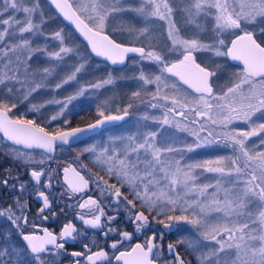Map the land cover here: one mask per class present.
Listing matches in <instances>:
<instances>
[{"label":"snow or ice","instance_id":"snow-or-ice-1","mask_svg":"<svg viewBox=\"0 0 264 264\" xmlns=\"http://www.w3.org/2000/svg\"><path fill=\"white\" fill-rule=\"evenodd\" d=\"M47 3L75 26L89 51L81 55L79 47L69 46L72 39L63 28L51 33L58 50L37 47L34 38L49 26L41 0H0V143L11 147L16 162L0 177V188L14 194L11 204L0 207V217L10 221L23 245L0 244V264H63L68 258L70 264H192L182 254L184 240L165 243L166 231L181 222L196 230L184 251L199 253L197 264H264V0ZM129 13L141 27L112 28ZM158 22L165 29L162 46ZM117 31L130 42L118 41ZM205 53L238 62L239 70L228 73L216 60L202 59ZM93 55L112 65L133 60L139 89L131 100L152 113L141 117L135 132L84 148L58 172L51 168L58 149L124 120L133 107L129 102L116 109L121 114H112L101 104L94 123L71 127L67 110L86 89L31 103L57 79V63L78 57L52 91L77 80ZM40 56L49 66L34 70ZM153 66L154 73L145 71ZM114 82L109 73L89 87ZM22 103L31 104V118L16 115ZM52 106L55 113L44 116L42 110ZM166 125L190 133L193 141L161 139L153 129ZM220 142L229 155L187 162L188 153ZM85 153L98 171L83 162ZM205 173L214 174V183L201 181ZM33 196L41 202L36 213L42 221L58 217L54 205L73 201L59 214L77 209L73 217L81 227L67 220L56 232L30 221L26 197ZM125 219L133 231L120 227ZM89 230L98 231L90 238ZM69 241L80 250L69 251Z\"/></svg>","mask_w":264,"mask_h":264},{"label":"trees","instance_id":"trees-1","mask_svg":"<svg viewBox=\"0 0 264 264\" xmlns=\"http://www.w3.org/2000/svg\"><path fill=\"white\" fill-rule=\"evenodd\" d=\"M41 7L44 13L46 14V18L49 20V26L44 29V35L46 37H51V33L54 30H58L60 28H63L64 30H70L74 36V39L72 40L73 44L82 46L84 52L89 51L85 47L86 45L77 37L73 29L68 27L62 21V19L58 16V14L54 11V9L47 3L46 0H41ZM53 19L55 20L54 23L52 22ZM130 25L135 26V24L131 22V19L128 18L126 24L115 26L113 28L120 30L122 28H127ZM113 35L118 41L122 40L120 42H124V43L130 42V40H126V37H121L119 32L118 33L114 32ZM34 42L37 47H42V48L47 47L50 50H58L54 48L55 43L54 44H50L49 42L46 43L47 39L42 36L38 38L37 41L34 40ZM201 58L206 59V60L208 59L216 60L218 63H221L222 65L226 67V70L228 73L239 70V66L232 64L229 61H225L223 58L210 57V54H206V53L201 54ZM45 60H46V56H40L37 60L33 62V65H32L33 69L34 70L42 69L43 67L49 66L48 64L44 62ZM130 60H128V62ZM89 61L90 63L87 65L88 70L84 71V73L81 72L79 74L80 80L78 81L82 82L81 85L90 86L91 84H95L103 79H107L109 73H111L113 77L115 78V82L107 86H111L115 84L116 86H111V87L112 88L116 87L117 88L116 90H118V92L115 94V100H113L112 104L110 105H106L97 100L87 99L85 104L77 103L76 105L72 106L68 111V118L70 120L71 127L86 125L96 120L97 119V106L101 104H104L105 110L112 112V114H117L118 112L116 111V109L124 107L129 102L133 103V107L129 109V112H131V114L134 111H136L138 107H144V105L141 104L140 100H134V101L131 100V93L139 89L138 83L134 79H132L133 76L138 75V69L135 68V66H128L126 65L127 64L126 63L123 66L117 67V66H113L108 63H105V62L98 61L94 56H92ZM72 68H73V63L68 65L66 68L59 69L57 67L56 72L54 73L57 79L53 80L50 86H54L55 83L60 81V79L70 74ZM219 82L223 83V80ZM64 86H78V84L77 83L76 84H65ZM50 91L52 90H49V92ZM69 93H71V90L69 91ZM40 94L44 95L45 92H41ZM41 95H38L35 98H39V96L42 98L46 97V96H41ZM144 98L147 99V96H145ZM186 137L191 142L194 139L188 132H186ZM229 154H230V151L223 146V142H220L219 144H212L210 146L199 148L196 152L194 160L195 159L201 160L203 158L206 159L207 157L211 158V157L218 156V155L225 156ZM176 228H177V231L183 229L184 231L183 230L182 231L186 235V232L188 231L190 227L188 228V226H186L185 223L181 222L180 224L176 225ZM186 256L189 260L192 261V264H197V261L195 258L196 256L194 254L188 255V253L186 252Z\"/></svg>","mask_w":264,"mask_h":264},{"label":"flooded vegetation","instance_id":"flooded-vegetation-1","mask_svg":"<svg viewBox=\"0 0 264 264\" xmlns=\"http://www.w3.org/2000/svg\"><path fill=\"white\" fill-rule=\"evenodd\" d=\"M46 97L45 98H36V99L32 98L31 103L32 104H43L47 100H50L49 97H47V98ZM54 113H55V106L48 107L46 111L42 110V114L44 116L50 117ZM16 115L17 116L27 115L31 118L34 114L29 111V104L22 103L20 105L19 109L16 111ZM126 122H124L120 125L108 128V129L102 131L101 133H99L98 135L92 136V137H90V138H88V139H86L80 143L73 144L70 146H65L63 150L58 149L57 152L55 153V159L51 162V168L59 172L60 167L63 165H66L67 163H71L73 161V158L78 153L82 152V150L84 148H86V146L89 142L93 141L95 138L100 137L102 134H104V132H106L108 130H113L114 128L116 129L118 127H121ZM52 126L55 127V126H63V125L60 124L59 122H53ZM72 127H78V126H72ZM11 150L12 149L10 146H6L4 143H0V177L3 176L5 169L14 168V166H15L16 162L10 156ZM39 152H40V150H35V153H34L36 155L37 159L40 158ZM82 160L84 163L88 164L89 168H92L93 171L99 170V167L94 165L93 159L91 158L90 154L85 153L84 156L82 157ZM23 171H24L23 169L20 170V172L22 174H23ZM101 174H103V173H101ZM23 178L29 179L27 177V175H24ZM61 190L62 189L59 187H56L54 189V191L56 192L57 195H59V192ZM13 198H14V194H13L12 189L9 188L7 190H4V189L0 188V207H6L8 204H11L13 202ZM26 199H27L28 208L30 209L29 220L34 221L37 224H40L42 227H48L50 230L58 232L60 230V228L62 227L63 223L67 222V220H74L73 213L75 211H77V209H66L64 214H59L60 208H64L65 205L68 203H73V201H71V200L65 199V201L54 205V209L58 213V217L56 219L50 218L47 221H42L39 219V217L37 216V213H36V210L40 206L41 202L39 200H37L34 196L31 198L26 197ZM74 223H76V225L78 227H81L80 221L74 220ZM120 227L125 228L128 231H133L132 226L127 223L126 219L121 223ZM182 230L177 231V228L175 226L172 230L166 231L165 243H168V242L174 243L177 240H184L185 244L183 246H181V251H182V254H184L186 256V252L184 251V249H186V240H185L186 235L183 232L184 230L183 231ZM29 231H31V228H29ZM93 231H98V230H89V237L90 238H93ZM9 235L11 236L10 239H9ZM135 242H137V241L136 240L132 241V243H135ZM100 243H104V241L101 239ZM0 244H15L17 246H21V247L23 246L22 241L20 240L19 236H17L15 234V230H14L13 226L11 225L10 221L7 220L6 217H0ZM68 250L69 251L80 250V244L79 243H73V242L69 241ZM63 264H70V258L64 259Z\"/></svg>","mask_w":264,"mask_h":264},{"label":"rangeland","instance_id":"rangeland-1","mask_svg":"<svg viewBox=\"0 0 264 264\" xmlns=\"http://www.w3.org/2000/svg\"><path fill=\"white\" fill-rule=\"evenodd\" d=\"M128 18H130L131 22L133 24H135V27H141L142 26L138 22V18H134V14L129 13V14L123 15L122 17H117L112 22V28L115 27V26H120V25L126 24ZM162 24H163V22H158L157 25H156L157 28H160V31L156 35H157V43H160L161 46L163 44L164 32H165V29H163L161 27ZM114 29H116V28H114ZM116 30H118V29H116ZM64 31H65L67 36L71 37L72 40L74 39V36H73V34H72V32L70 30H64ZM117 33H118V31H117ZM41 36L47 39L46 43H48V42L50 44H54L55 43L54 45H57L59 43L58 41H55L51 37H46L44 34L43 35H38L37 37L34 38V40L37 41V39L40 38ZM120 36L121 37H126V40H130V38L127 37L126 35H120ZM119 41H122V40H119ZM69 46L79 47L80 50H81V55L86 53V52H84L82 46L74 45L73 41H72V43ZM77 59H78V57L73 58V59H68L66 57L63 62L57 63L56 68L57 67L59 69L66 68L71 63H73V65H75L77 63ZM89 63H90V61L88 62V64ZM126 63H127L126 65L135 66V68H137V69L139 67L138 65H136L133 62V60H130L129 62L127 61ZM87 65H86L85 69L82 71V73H84V71L88 70ZM145 71L154 73L156 71V69H155L154 66L153 67H145ZM97 76H95V77H97ZM78 80H80L79 74L77 76V80L72 81V82L69 83V84H76L77 83L78 86H63V88L60 89V90L50 91L49 92V90L54 89V86H50L49 88H46V89H44L42 91V92H45L44 95L34 94V99H36L35 97L38 96V95L47 96V97H49V99H64L65 97H67L69 95H74L78 89L84 88V89H86L84 94L82 96H80L78 99L74 100L72 102V104L69 106V109L72 106L76 105L77 103L78 104L79 103L85 104L87 99L97 100V101H100L101 103H104L106 105L112 104L113 100H115V94L118 92V90H116L117 89L116 87H114V88L111 87V86H116L115 84L111 85V86H107L106 85V86H103V87H101L99 89H93V88H91V87H89L87 85H81L82 82H80ZM70 90H71V93H69ZM39 98H42V97H39ZM21 99H22V97H21ZM30 107H31V104H29V108ZM69 109L67 111H69ZM55 110H57V109L55 108ZM146 112L151 114L152 110H146L145 107H138L136 109V111H134L132 113V118L129 121H127L124 125H122L121 127L116 128V129L114 128L113 130H108V131L104 132V134H102L100 137L95 138L93 141L89 142L86 147L99 146V145H108L112 138L128 135V134H131V133L135 132L136 131V127H137V122L141 119V117L143 115L146 114ZM155 114L159 115L158 112H156ZM153 130H158L160 133H162L161 139L166 138L168 136H173L174 135L176 137H179V139L182 142L191 143V141L188 140V138L186 137V132L181 133L176 128H174L172 126L166 125L163 128H154ZM197 150L198 149H196L192 153H188L187 154L186 159H187L188 163H193V162H196V161H200V160H197V159L194 160ZM218 156H214V157H211V158L207 157L206 159H215ZM220 156H222V155H220ZM204 159L205 158H203L201 160H204ZM213 175L214 174L205 173L204 176L201 177V181L203 183H209V182L214 183V180L212 178ZM205 177H207V178L205 179ZM186 226H188V228L189 227L191 228V229L189 228L188 231L186 232L185 240H186V247H187L188 246V242L193 240L195 235H197V233H196L195 228H193V226L188 225V224H186ZM194 255L197 256V255H199V253H195ZM232 258L234 259L235 257L233 256Z\"/></svg>","mask_w":264,"mask_h":264},{"label":"water","instance_id":"water-1","mask_svg":"<svg viewBox=\"0 0 264 264\" xmlns=\"http://www.w3.org/2000/svg\"><path fill=\"white\" fill-rule=\"evenodd\" d=\"M47 1V0H46ZM51 6V5H50ZM53 9H54V11L56 12V10H55V8L53 7V6H51ZM57 13V12H56ZM58 14V13H57ZM58 16H59V14H58ZM61 19H62V21L68 26V27H70V28H72L73 30H74V32L76 33V35L78 36V38L86 45L87 44V41L86 40H84V38L82 37V36H80V34L78 33V32H76V30H75V26L71 23V22H69V21H66V20H64L61 16H59ZM130 55H132V54H130ZM94 56V55H93ZM95 57V56H94ZM97 60H99V61H101V62H105V63H108V64H110V65H112L109 61H106V60H104L103 58H101V57H95ZM229 62H231L232 64H235V65H238V62H234V61H230L229 60ZM113 66H117V67H119V66H123V65H113ZM117 114H121V113H117ZM131 116H132V114L129 112V115L127 116V117H125V119L124 120H122V121H116V122H112L110 125H107V126H105V127H103L102 129H98L96 132H94V133H88V134H86V136L81 140V142L82 141H84V140H86V139H88V138H90V137H92V136H95V135H98L99 133H101L102 131H104V130H106V129H108V128H111V127H114V126H117V125H120V124H122V123H124V122H126V121H128L130 118H131ZM95 122V120L93 121V122H91V123H94ZM89 124V123H88ZM87 125V124H86ZM86 125H82V126H79V127H85ZM78 143H80V142H78ZM75 144H77V143H75ZM73 145V144H72Z\"/></svg>","mask_w":264,"mask_h":264}]
</instances>
